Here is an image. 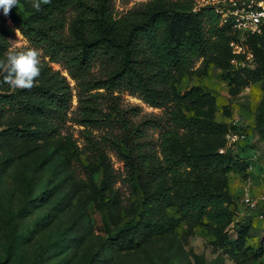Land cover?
<instances>
[{"label":"rangeland","instance_id":"rangeland-1","mask_svg":"<svg viewBox=\"0 0 264 264\" xmlns=\"http://www.w3.org/2000/svg\"><path fill=\"white\" fill-rule=\"evenodd\" d=\"M139 1L114 0V14L121 15ZM12 9L22 16L29 13L21 3ZM68 21L63 32L76 36V19ZM12 25L0 9V58L13 42L34 48ZM246 45L250 58L247 52L231 55L221 65L202 64L199 59L189 70L173 72L171 100L162 108H153L127 92L119 94L133 127L152 117L160 123L157 128L148 127L143 138L154 154L146 166L159 168L164 163L159 144L167 130L177 143H188L196 150L217 146L220 138L197 128L196 118L229 127L239 137L229 148L224 142L221 148L230 155L229 170L214 177L229 197L222 205L229 211V220L222 222L220 231L211 230L216 223L207 215L195 222L183 219L172 204L163 208L178 220L171 231L150 233L141 224L124 248L117 244L123 240L116 239L118 232L131 231L149 217L142 209L143 188L122 180L123 167L110 151L106 157L117 179L111 187L102 188L99 158L81 151L86 143L84 127L73 120L57 129L56 124H46L32 114L33 108L40 112L47 105L44 92L49 86L43 66L30 90L0 84V94L18 95L21 106L28 107L26 113L17 114L0 106V264H264V37L252 43L247 39ZM50 65L74 88L60 64ZM194 93L205 94L209 100L197 103ZM71 104L69 117L75 118V97ZM171 111L180 123H171ZM13 129L24 132L16 135ZM86 129L96 139L105 134L104 129ZM33 131L40 132L36 136ZM188 171L194 181V171ZM252 201L255 206L250 205Z\"/></svg>","mask_w":264,"mask_h":264},{"label":"trees","instance_id":"trees-1","mask_svg":"<svg viewBox=\"0 0 264 264\" xmlns=\"http://www.w3.org/2000/svg\"><path fill=\"white\" fill-rule=\"evenodd\" d=\"M19 3L28 15H18L11 9L7 16L12 26L34 48L41 50L43 73L49 86L44 92L48 93L46 109L38 112L33 108L32 114L37 113L35 117L46 124H56L57 129L73 120L84 127L86 143L81 151L99 158L102 188L111 187L117 179L116 170L106 157L110 151L123 167L122 180L132 187L137 182L145 191L142 209L149 217L139 221L131 231L120 230L116 239L123 240L117 244L121 248L128 246L134 238L130 235L140 231L141 224L150 233L171 231L178 220L166 215L163 208L172 204L183 219L195 222L199 216L207 215L216 223L211 230L220 231L222 222L229 220V211L222 207L229 197L216 185L214 177L229 170L230 155L227 151L218 152L229 127L194 119L197 128L210 130L220 138L217 146H205L201 150L188 147V143H177L165 131L159 144L164 163L153 168L145 165L154 160V154L143 138L148 127L157 128L160 123L152 117L133 127L119 99L120 93L127 92L153 108H162L171 100L173 72L187 71L199 59L202 64H223L232 55L229 43L234 36L227 27L218 25L214 10L195 9L194 0H140L116 16L114 0H51L50 4H42L40 11L32 7L31 0H19ZM73 18L78 30L76 36L63 32L67 20ZM262 37L264 26L262 33L251 35L248 42ZM51 63L61 65L74 81V88ZM191 96L197 103L209 100L205 94ZM73 97L75 118L69 117ZM0 106H8L7 111L17 114L26 113L28 108L21 106L15 94H0ZM176 114L170 112L171 123H180ZM135 115L136 112L131 113ZM88 126L104 129L105 134L96 139L86 129ZM13 132L21 135L24 130L13 129ZM39 132L33 131L36 136ZM189 168L195 173L194 181L190 179ZM216 211L224 214L220 218L227 219L221 221L214 214ZM221 240L227 239L221 236Z\"/></svg>","mask_w":264,"mask_h":264},{"label":"built area","instance_id":"built-area-1","mask_svg":"<svg viewBox=\"0 0 264 264\" xmlns=\"http://www.w3.org/2000/svg\"><path fill=\"white\" fill-rule=\"evenodd\" d=\"M195 9L211 7L218 15V25L227 27L234 38L229 47L234 56L247 52V39L251 35H260L264 26V0H194ZM238 134L229 130L225 135V148H229L238 140ZM224 148L219 149L223 153ZM248 197L246 200H250ZM264 200V198L262 199ZM264 202V201H263ZM255 206V202L250 203Z\"/></svg>","mask_w":264,"mask_h":264},{"label":"clouds","instance_id":"clouds-1","mask_svg":"<svg viewBox=\"0 0 264 264\" xmlns=\"http://www.w3.org/2000/svg\"><path fill=\"white\" fill-rule=\"evenodd\" d=\"M36 11L41 10V5L51 3V0H31ZM19 0H0V9L8 15L13 7H17ZM41 53L36 48H24L13 42L4 58H0V84H6L15 89L30 90L35 86L36 80L41 75Z\"/></svg>","mask_w":264,"mask_h":264}]
</instances>
